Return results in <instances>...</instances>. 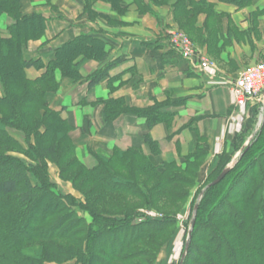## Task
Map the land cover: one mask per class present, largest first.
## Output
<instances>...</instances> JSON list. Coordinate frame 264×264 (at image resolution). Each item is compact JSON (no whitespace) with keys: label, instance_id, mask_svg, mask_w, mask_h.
Returning a JSON list of instances; mask_svg holds the SVG:
<instances>
[{"label":"trees","instance_id":"1","mask_svg":"<svg viewBox=\"0 0 264 264\" xmlns=\"http://www.w3.org/2000/svg\"><path fill=\"white\" fill-rule=\"evenodd\" d=\"M22 1L0 0V19L6 16L12 22L6 37L0 31V264H154L161 246L176 230L180 211L136 225L133 219L140 210L156 211V205L164 204L165 199L182 203L197 196L218 176L230 156L221 155L202 184L197 173L206 154L199 148L180 166H156L140 148H130L110 155L95 154V167L87 169L77 159L69 138L72 127L49 108L46 95L58 90L56 72L79 82L82 63L105 61L106 44L82 34L56 49L54 58L45 65L39 60L26 61L23 49L44 36L45 19L39 14L23 15ZM99 1L119 14L125 13L126 8L121 7L125 0ZM133 1L139 11H147L141 0ZM218 1L238 8L253 2ZM157 3H170L177 22L180 18L190 21V34L197 15L205 13L209 20L216 17L213 6L205 0ZM83 10L92 18L97 16L88 3ZM111 66L87 78L89 87L104 79ZM29 68L44 72L29 80L25 73ZM101 103L105 122L131 113L145 118L149 130L163 120V104L128 109L122 100ZM9 131L22 134L25 147ZM143 140L156 154L157 145L149 134ZM14 154H22L30 163ZM48 163L83 202L57 191L49 180ZM183 264H264V123L236 165L204 193Z\"/></svg>","mask_w":264,"mask_h":264},{"label":"crops","instance_id":"2","mask_svg":"<svg viewBox=\"0 0 264 264\" xmlns=\"http://www.w3.org/2000/svg\"><path fill=\"white\" fill-rule=\"evenodd\" d=\"M157 1L141 0L147 7L141 12L133 0H125L121 4L125 13L119 14L99 0H23V15L39 14L45 19L44 36L29 42L23 57L45 65L54 58L56 49L82 34L103 41L108 53L105 61L82 63L79 82L56 72L58 90L46 95L49 108L72 127L69 138L77 159L92 169L95 154L140 148L156 166H180L199 148L206 154L197 173V181L202 184L219 157L233 156L235 147L253 133L260 106L249 103L238 108L232 85L245 67L264 63V0H253L244 8L205 0L213 6L216 17L209 20L205 13L197 15L188 39L195 47V56L189 60L168 43L170 34L179 32L170 3ZM85 3L97 15L95 18L84 12ZM11 23L2 16L0 31L4 37ZM201 59L212 63L213 69L201 70ZM106 65H112L107 76L89 87L87 78ZM43 72L35 68L25 71L29 80ZM111 99L122 100L128 109L163 104V120L149 130L145 118L131 113L105 122L101 101ZM145 134L156 143V154L144 143ZM49 166L56 171L52 173L57 183L75 192L70 184L60 181L57 168Z\"/></svg>","mask_w":264,"mask_h":264},{"label":"rangeland","instance_id":"3","mask_svg":"<svg viewBox=\"0 0 264 264\" xmlns=\"http://www.w3.org/2000/svg\"><path fill=\"white\" fill-rule=\"evenodd\" d=\"M0 22H1V19H0ZM177 26H178V28H177L178 31L189 39L191 34L187 30H191L192 23L190 21H187L184 18H180L179 21L177 22ZM258 105L260 107L257 109V113H256V116L254 119L255 122H254V125L252 127L253 132L258 127L259 119H260V116L262 113V103H260ZM9 133H11L12 136L16 140H18L22 146L25 147L24 142H22L24 140V136L22 134L15 132V131H9ZM237 152H235V154ZM235 154L233 156H230V159H229L227 164H229L231 162V160L233 159ZM14 156L18 157L19 159H21L27 163H30L22 154H14ZM33 164L34 163H32V165ZM49 165H52V164L48 163V166H47V172H48L49 180L52 184H54L56 186L57 191L63 195H65V193H67V192H71V194L74 195L73 197L75 199H77L79 202L80 201L83 202V198L81 197L80 194H78L77 192L72 193V191L70 190V188L68 186L60 183L59 181H58L59 183H57V179L55 178V174L52 173V172H56V171H53V169H51L53 167L49 166ZM30 179H31V182L34 184L35 183L34 178L32 176H30ZM61 182H63V181H61ZM64 183H66V182H64ZM156 183H157V181H156ZM196 190L197 189H191V192H193V191L195 192ZM66 195H70V194H66ZM197 196H194L193 198L189 197L186 201H183L182 203H178L176 201H170L168 199H165L164 204L157 203L159 205H156V207H155L156 211L147 212V211L140 210L139 213L136 215V218L133 219L132 224L136 225V224H139V223L145 221V219H148V218L161 220L163 218V215L167 212L173 213V212L180 211L177 213V216H176V220H177L176 230L173 233L171 239L166 244L161 246L160 250L157 253L154 264H179L180 257H181L183 247H184L186 233H187L188 226H189L190 216H191L194 204L196 202ZM165 201H168V202L165 203ZM171 203H172V205H171ZM79 215L84 216L85 218H87V220H89V218L86 214L79 212ZM49 264H55V263H49ZM63 264H74V262H66Z\"/></svg>","mask_w":264,"mask_h":264},{"label":"built area","instance_id":"4","mask_svg":"<svg viewBox=\"0 0 264 264\" xmlns=\"http://www.w3.org/2000/svg\"><path fill=\"white\" fill-rule=\"evenodd\" d=\"M169 45L177 50L184 59L195 56V47L186 36L180 32H173L169 36ZM199 68L203 71L213 69V64L206 59H201ZM235 104L244 108L249 103H262L264 92V63H257L245 67L232 85Z\"/></svg>","mask_w":264,"mask_h":264},{"label":"water","instance_id":"5","mask_svg":"<svg viewBox=\"0 0 264 264\" xmlns=\"http://www.w3.org/2000/svg\"><path fill=\"white\" fill-rule=\"evenodd\" d=\"M264 123V92H263V104H262V113L259 119V123H258V127L257 129L252 133V135L248 138V140L241 146V148L239 149V151L235 154V156L233 157V159L231 160V162L229 164H227L222 171L218 174V176L208 185H206L198 194L197 198H196V202L194 204L191 216H190V220H189V226H188V230L186 233V238H185V242H184V247H183V251L180 257V261L179 264H183V261L187 255V251L189 248V244L191 241V237H192V232H193V228H194V224H195V217H196V213H197V209L199 206V203L204 195V193L216 186L217 184H219L222 179L229 173V171L236 165L237 161L240 159V157L242 156V154L246 151V149L250 146V143L252 141V139L257 135V133L260 131L262 125Z\"/></svg>","mask_w":264,"mask_h":264}]
</instances>
